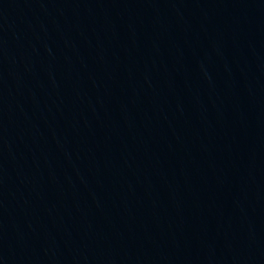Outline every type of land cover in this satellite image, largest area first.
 Listing matches in <instances>:
<instances>
[{"label":"water","instance_id":"1","mask_svg":"<svg viewBox=\"0 0 264 264\" xmlns=\"http://www.w3.org/2000/svg\"><path fill=\"white\" fill-rule=\"evenodd\" d=\"M148 264H264V0H110Z\"/></svg>","mask_w":264,"mask_h":264}]
</instances>
